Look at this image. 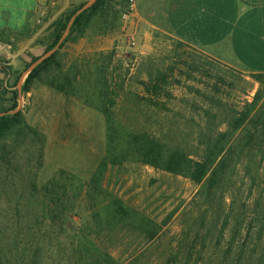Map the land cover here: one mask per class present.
I'll list each match as a JSON object with an SVG mask.
<instances>
[{
  "label": "trees",
  "instance_id": "16d2710c",
  "mask_svg": "<svg viewBox=\"0 0 264 264\" xmlns=\"http://www.w3.org/2000/svg\"><path fill=\"white\" fill-rule=\"evenodd\" d=\"M83 5L63 11L39 40L47 52L67 32L22 93L39 82L96 110L105 145L88 180L60 169L40 184L47 135L17 110L22 71L0 84V264H264V73H251L252 99L232 102L222 86L237 80L180 42L174 63L150 54L134 72L116 47L72 54L82 39L124 37L128 0H97L69 27ZM198 76L199 85L183 84ZM136 164L187 178L196 192L160 221L112 186ZM176 213L172 233L164 227Z\"/></svg>",
  "mask_w": 264,
  "mask_h": 264
},
{
  "label": "crops",
  "instance_id": "0c3cea01",
  "mask_svg": "<svg viewBox=\"0 0 264 264\" xmlns=\"http://www.w3.org/2000/svg\"><path fill=\"white\" fill-rule=\"evenodd\" d=\"M87 2L0 0V84L13 85L22 71L17 88L27 76L26 65L46 53L39 40L51 23L66 9ZM129 29L136 31L137 55L151 54L157 41L166 39L233 69L264 73V0H136ZM98 38L82 39L79 44L88 42L84 47L88 50H108L118 47L121 35Z\"/></svg>",
  "mask_w": 264,
  "mask_h": 264
},
{
  "label": "rangeland",
  "instance_id": "374dc122",
  "mask_svg": "<svg viewBox=\"0 0 264 264\" xmlns=\"http://www.w3.org/2000/svg\"><path fill=\"white\" fill-rule=\"evenodd\" d=\"M99 39L97 37L94 40ZM79 42L70 44L69 51L72 54L92 51L85 49L88 42L83 47ZM175 45L176 43L166 39L158 40L151 54H156L159 60L166 65L172 64L178 59V52L174 51ZM116 46H118V57L126 58L133 72L139 60L150 55H137L136 45L131 46L126 37L121 36ZM192 53H196L204 61L216 62L215 68L221 72L220 76H225L227 73L229 80L232 76L237 80L236 88L229 89L222 86L223 97L230 98L232 102L252 99L259 84L253 80L250 73L233 69L201 52L193 51ZM183 58L189 59L188 54L184 53ZM182 80L184 85H199V80L202 78L198 76V81ZM23 83L24 77L17 86L19 91L17 109H23L29 123L38 126L47 135L44 165L38 171L37 181L42 184L60 169L75 172L88 180L99 161L101 149L105 145L103 116L96 110L86 107L76 98H67L39 82L33 86L31 92L23 94ZM244 88L248 90L247 94L242 91ZM181 93L182 90L177 89L175 94L180 96ZM112 186L116 193L146 208L154 216H158L160 221L164 220L178 204L181 202L185 204L198 187L182 176H174L150 166L138 164L131 166L129 173H124L123 180ZM177 215L178 213L164 227L172 233L179 230ZM79 216L82 215L78 214L73 217L78 220Z\"/></svg>",
  "mask_w": 264,
  "mask_h": 264
},
{
  "label": "built area",
  "instance_id": "2783aa9c",
  "mask_svg": "<svg viewBox=\"0 0 264 264\" xmlns=\"http://www.w3.org/2000/svg\"><path fill=\"white\" fill-rule=\"evenodd\" d=\"M136 12V0H128V6L125 11L122 12L121 15V31L123 32V36L127 38L128 43L131 46H135L137 43L136 40V31L134 29H129L131 23L134 20V15Z\"/></svg>",
  "mask_w": 264,
  "mask_h": 264
},
{
  "label": "water",
  "instance_id": "95a60500",
  "mask_svg": "<svg viewBox=\"0 0 264 264\" xmlns=\"http://www.w3.org/2000/svg\"><path fill=\"white\" fill-rule=\"evenodd\" d=\"M97 0H89V2H87L78 12H76V14L72 17L70 23H69V27L70 25L73 23L75 17L81 13L83 10L87 9L88 7H90L93 3H95ZM68 27V29H69ZM67 32L63 35L62 39L60 40V42L57 44V46H55L53 49H51L50 51H47L43 56H41L39 59H37L35 62H33L29 68H28V73L30 71H32L39 63H41L44 59H46L47 57H49L51 54H53L59 47L60 43L63 41V39L66 37ZM2 48V43L0 42V49ZM27 73V75H28ZM18 110V109H17ZM7 112H3L0 115H4Z\"/></svg>",
  "mask_w": 264,
  "mask_h": 264
}]
</instances>
